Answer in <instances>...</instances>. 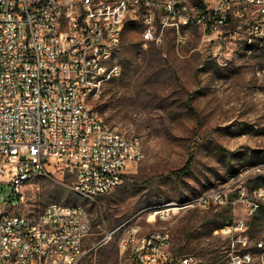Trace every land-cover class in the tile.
Returning a JSON list of instances; mask_svg holds the SVG:
<instances>
[{"label":"built area","instance_id":"2783aa9c","mask_svg":"<svg viewBox=\"0 0 264 264\" xmlns=\"http://www.w3.org/2000/svg\"><path fill=\"white\" fill-rule=\"evenodd\" d=\"M233 21L257 34L264 0H0V264H79L85 254L90 225L83 207L51 203L34 219L8 211L22 201L26 180L49 165L61 173L74 169L70 189L95 200L142 160L138 139L107 127L91 106L120 74L115 53L125 24L139 23L142 40L159 43L168 30L178 40L190 28L221 37ZM237 193L250 210L264 201V188L253 199L243 188ZM231 204L227 193L211 192L153 215ZM245 231L238 220L215 232L238 233L227 264L253 263L249 251L234 249L249 243ZM171 242L167 231L140 235L130 227L127 264H197L175 257ZM252 245L264 255V242Z\"/></svg>","mask_w":264,"mask_h":264},{"label":"rangeland","instance_id":"374dc122","mask_svg":"<svg viewBox=\"0 0 264 264\" xmlns=\"http://www.w3.org/2000/svg\"><path fill=\"white\" fill-rule=\"evenodd\" d=\"M141 32L139 23L125 24L115 53L120 74L91 106L107 127L138 139L142 160L95 200L70 189L74 169L61 173L49 165L24 182L22 201L8 211L34 219L51 203L83 207L90 231L79 264H127L130 227L140 235L167 231L175 257L227 264L238 233L215 232L243 220L249 243L234 249L264 264L252 245L264 242V201L255 200L250 210L237 193L243 188L253 199L264 188V24L252 34L249 25L233 21L221 37L190 28L183 40L168 30L159 43L144 42ZM189 153L191 168L179 178L174 172ZM211 192L227 193L233 204L173 210L165 219L153 215Z\"/></svg>","mask_w":264,"mask_h":264},{"label":"trees","instance_id":"16d2710c","mask_svg":"<svg viewBox=\"0 0 264 264\" xmlns=\"http://www.w3.org/2000/svg\"><path fill=\"white\" fill-rule=\"evenodd\" d=\"M192 160H193V153H189L188 159H187L185 165L180 170L175 171L174 175L179 177V178L186 176L189 173V170L191 168ZM178 257H182V256H178Z\"/></svg>","mask_w":264,"mask_h":264}]
</instances>
